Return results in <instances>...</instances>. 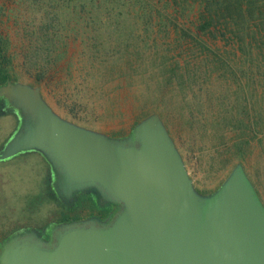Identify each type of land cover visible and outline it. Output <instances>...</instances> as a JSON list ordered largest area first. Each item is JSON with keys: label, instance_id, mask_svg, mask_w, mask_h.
<instances>
[{"label": "water", "instance_id": "obj_1", "mask_svg": "<svg viewBox=\"0 0 264 264\" xmlns=\"http://www.w3.org/2000/svg\"><path fill=\"white\" fill-rule=\"evenodd\" d=\"M4 113L18 125L0 161L39 151L52 193L63 203L92 194L112 210L21 228L0 241V264H264V205L243 165L211 194H200L158 113L112 138L59 116L40 86L0 85Z\"/></svg>", "mask_w": 264, "mask_h": 264}, {"label": "trees", "instance_id": "obj_2", "mask_svg": "<svg viewBox=\"0 0 264 264\" xmlns=\"http://www.w3.org/2000/svg\"><path fill=\"white\" fill-rule=\"evenodd\" d=\"M94 67L124 99L140 101L134 121L154 109L168 121L160 103L196 91L193 98L209 101L228 160L252 154L262 164L264 0H0V85L26 77L74 114L80 96L69 92V106L54 87ZM97 209L88 199L49 223Z\"/></svg>", "mask_w": 264, "mask_h": 264}, {"label": "rangeland", "instance_id": "obj_3", "mask_svg": "<svg viewBox=\"0 0 264 264\" xmlns=\"http://www.w3.org/2000/svg\"><path fill=\"white\" fill-rule=\"evenodd\" d=\"M88 73L95 75V78L83 79L82 75ZM104 73L95 67L91 70L76 69L71 80L55 85L59 99H66L65 103L69 106V92L73 94L72 99H78V95L80 96V102L74 106V114L66 112L56 98L39 85L42 97L62 118L112 138L127 136L140 119L148 114L158 113L182 157L194 188L200 194L214 192L234 165L240 162L264 205V160L262 164L255 163L257 159L252 161V154L245 162L231 157L228 160L229 157L224 154L228 146H222L217 137L218 127L214 125L206 97L193 98L196 91H191L184 100L168 96L160 103L163 109L170 111L168 121L155 109L134 121V113L138 111L140 101L124 99L121 92L116 91L114 86L100 77L108 75ZM18 81L38 86L26 77ZM140 86L143 84L134 86V90L144 88H139ZM199 99L202 102L200 104ZM198 108H201V111ZM17 125L18 118L15 114L3 113L0 110V148ZM231 136H226V140ZM51 183L50 163L39 151L20 153L11 159L0 161V233L5 235V238L17 229L29 227L46 236L43 229L49 226L50 221L61 211L75 214L80 202L86 203L88 199L94 201L93 195L89 194L82 195L81 201L77 197L73 203L65 204L52 193ZM87 217L91 216L84 218Z\"/></svg>", "mask_w": 264, "mask_h": 264}, {"label": "flooded vegetation", "instance_id": "obj_4", "mask_svg": "<svg viewBox=\"0 0 264 264\" xmlns=\"http://www.w3.org/2000/svg\"><path fill=\"white\" fill-rule=\"evenodd\" d=\"M100 209H105V216L104 217H106L109 213H110V211L112 210V207L111 206H109V207H104V208H100ZM100 209H97L96 211H94L93 213H91L90 215H88V216H95V217H102L101 216V213L99 214V212L101 211ZM104 217H102V218H104ZM71 217H69V219H67L68 221H72V220H74V219H70ZM75 220H78V219H75Z\"/></svg>", "mask_w": 264, "mask_h": 264}]
</instances>
